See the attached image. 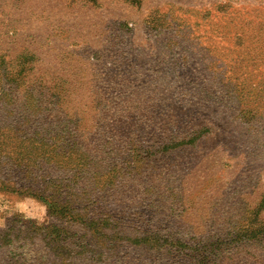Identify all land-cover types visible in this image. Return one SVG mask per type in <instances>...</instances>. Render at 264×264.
I'll return each instance as SVG.
<instances>
[{"label":"rangeland","instance_id":"1","mask_svg":"<svg viewBox=\"0 0 264 264\" xmlns=\"http://www.w3.org/2000/svg\"><path fill=\"white\" fill-rule=\"evenodd\" d=\"M0 264H264V0H0Z\"/></svg>","mask_w":264,"mask_h":264}]
</instances>
